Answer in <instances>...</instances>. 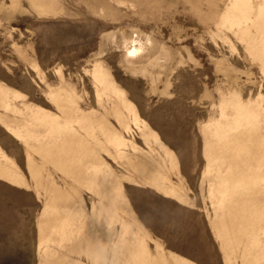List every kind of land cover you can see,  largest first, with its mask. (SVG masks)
Wrapping results in <instances>:
<instances>
[{
    "label": "rangeland",
    "instance_id": "374dc122",
    "mask_svg": "<svg viewBox=\"0 0 264 264\" xmlns=\"http://www.w3.org/2000/svg\"><path fill=\"white\" fill-rule=\"evenodd\" d=\"M0 264H264V0H0Z\"/></svg>",
    "mask_w": 264,
    "mask_h": 264
},
{
    "label": "bare ground",
    "instance_id": "6f19581e",
    "mask_svg": "<svg viewBox=\"0 0 264 264\" xmlns=\"http://www.w3.org/2000/svg\"><path fill=\"white\" fill-rule=\"evenodd\" d=\"M132 42H133V44L128 49V52H129V54L134 55V54H137L138 52L141 51L142 46H141V43L138 45V43L136 42V40H133Z\"/></svg>",
    "mask_w": 264,
    "mask_h": 264
}]
</instances>
